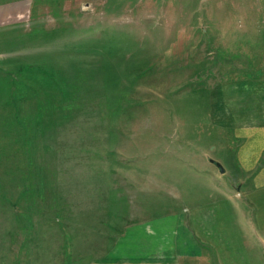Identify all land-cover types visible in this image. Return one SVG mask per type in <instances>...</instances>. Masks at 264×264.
Listing matches in <instances>:
<instances>
[{"label": "rangeland", "instance_id": "374dc122", "mask_svg": "<svg viewBox=\"0 0 264 264\" xmlns=\"http://www.w3.org/2000/svg\"><path fill=\"white\" fill-rule=\"evenodd\" d=\"M256 76L264 0H0V264H117L219 193L191 137Z\"/></svg>", "mask_w": 264, "mask_h": 264}, {"label": "crops", "instance_id": "0c3cea01", "mask_svg": "<svg viewBox=\"0 0 264 264\" xmlns=\"http://www.w3.org/2000/svg\"><path fill=\"white\" fill-rule=\"evenodd\" d=\"M204 122L190 144L195 159L220 165V192L127 230L126 240L141 241L117 264H264V76L211 87ZM204 168L216 175L208 162Z\"/></svg>", "mask_w": 264, "mask_h": 264}, {"label": "water", "instance_id": "95a60500", "mask_svg": "<svg viewBox=\"0 0 264 264\" xmlns=\"http://www.w3.org/2000/svg\"><path fill=\"white\" fill-rule=\"evenodd\" d=\"M219 170L221 171V167H220V165H219Z\"/></svg>", "mask_w": 264, "mask_h": 264}]
</instances>
